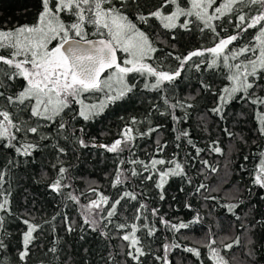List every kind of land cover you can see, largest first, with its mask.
Returning a JSON list of instances; mask_svg holds the SVG:
<instances>
[{"label": "snow or ice", "instance_id": "obj_1", "mask_svg": "<svg viewBox=\"0 0 264 264\" xmlns=\"http://www.w3.org/2000/svg\"><path fill=\"white\" fill-rule=\"evenodd\" d=\"M190 8L181 6L180 0H160L159 4L153 5L148 11V5L144 0H37V11L35 21L32 24H17L15 27L0 25V146L4 149H11L16 156L29 157L33 152L41 147H47L43 141L56 140L52 148L57 152V160L61 155L66 154V147L58 142L61 137L66 141H71L73 145L78 144L81 148H103L108 153H114L117 157L128 151L133 158L120 160L115 177L112 180V187L117 188L125 182H130L133 178L140 177L151 181L155 175H159V180L155 183V188L159 190L158 195L161 201L166 199L165 184L170 177H180L192 188L194 194L203 195L204 191H211L208 186L201 182L198 185L188 175L187 165L180 162L175 154L171 159H157L153 156L149 161L135 158L132 141L136 139L132 135L133 129L125 125L119 134L120 138L115 139L110 145L96 143L95 137L91 140L85 138V129H76L73 121L83 119L91 121L98 117L109 103L131 99L132 94L139 88V84L131 83L135 76L144 79V89L156 92H167L169 88H175L179 78L186 70H195L203 73L206 70L222 67L226 70V79L229 84L219 90H214L211 83L200 79V86L197 95L201 92L211 93L216 100L214 106L208 109L213 116L220 120L226 118V107L233 100H240L254 106L258 126L256 132L264 137V0H188ZM218 4V6H216ZM170 5H175V10L165 15V10ZM215 6V7H214ZM212 9V11H208ZM134 16V19H133ZM195 16L196 21L202 25L200 31L203 33L209 30L213 33L214 46L190 51L187 55H174L173 52L165 53L166 58L178 61V66L172 71H164L156 61V54L164 52L163 48L157 47V43L165 44L176 49L174 41L178 39L175 34L176 29L190 31L193 20L185 19L178 23L180 17ZM158 20L161 26L172 33L171 41L160 40L159 35H153L154 25L151 21ZM225 19L227 27H225ZM213 21H220L219 24ZM144 25V28L140 26ZM234 27V34L228 33L229 28ZM249 29H256L257 33L253 39L259 44H245L236 47L234 42L242 39L244 33ZM92 37H97L93 39ZM232 45L233 47H229ZM123 53V57L118 55ZM205 53L210 54V59H203ZM252 55L249 56L248 54ZM243 56L244 60L239 58ZM195 57H201L199 61ZM235 61V63H233ZM108 75H105V74ZM113 77L121 85L118 90H114L112 84ZM259 90V91H258ZM101 92L104 93L107 102L99 105L85 104L83 97L85 94ZM163 104L167 109L160 112V115H169L173 121V131L177 133L176 140L187 139V144L195 149V156L191 157L189 163L197 161L204 149L196 146L187 130L176 127L180 123H186L191 118V110L196 107L194 103L196 96L189 95L183 100L176 99L170 103L168 96H162ZM79 105V111L74 108ZM156 111L159 108L153 105ZM183 110V116H178L173 110ZM30 112L27 119H21L16 114ZM68 116L65 120L63 117ZM59 117V120L57 118ZM34 119L36 126L28 121ZM203 119V118H201ZM132 124L137 123L135 117ZM206 123V122H205ZM55 127V136L51 132H43L42 129ZM160 125L149 127L147 132L139 135L150 136L158 132ZM69 129H72L69 132ZM205 130H207L205 128ZM223 131L229 137L233 133L224 128ZM39 136V140H29L27 135ZM80 133V135H77ZM167 142L157 140L156 153H163L167 148ZM180 147V144H177ZM210 150L222 154L219 141H211ZM264 157V152L261 153ZM248 159L247 156L244 157ZM14 160H8L0 168V234L6 232L5 223L7 216L15 215L11 207L12 191L11 168ZM203 166L200 172L211 168L209 162L200 159ZM124 164L139 165L140 168H123ZM168 165L167 167H158ZM53 168L57 165L53 164ZM243 168V166H241ZM215 172L216 169L212 168ZM130 172V176L126 173ZM147 173V175H145ZM253 185L264 189V159H261L260 166L253 178ZM71 177L68 176V169L62 165L59 167L55 180L48 184L51 192L62 195L67 200L79 204V197L72 192L64 193V189L71 188ZM185 191L183 186L179 189ZM203 190V191H202ZM96 198L89 199L87 204L80 205L81 215L84 217V225L98 233L107 244H110L112 233L109 225H113L117 233L128 229L127 222L115 223L114 217L119 215V207L124 201H136L139 203L144 197V191L124 190L118 192L114 197H109L98 192L95 187L89 189ZM251 194L252 189H248ZM81 195H84L81 193ZM176 199L175 196L172 197ZM205 200L215 199V197L204 196ZM231 199L238 200L233 196ZM264 201V195L260 196ZM243 204L242 200L237 203L222 205L226 207L228 213L233 215L239 222V229L247 235L248 241L244 247L247 251L242 255L245 260H238L236 256L227 259L220 255L217 248L212 247L215 240L210 244L203 245L211 252L210 259L215 264H259L257 256L264 245H260L258 240L251 237L258 233H264V214L258 218L252 216V208L244 216L239 215L236 209ZM146 205L139 203L136 209V220H143L145 223L137 225L131 224L130 231H125L117 238L128 242L122 251H109L106 258L102 257L104 264H120L118 257L123 255L132 264H145V258L150 253L145 250L141 238L137 235L140 230L146 231L148 237L155 235L156 224L143 215ZM185 207L191 208L189 203ZM159 208H152L151 214L157 217L159 222L168 230L179 231L190 228L194 224L200 223V218H193L188 222L180 221L172 223L164 216L159 215ZM61 213H56L51 220L55 221ZM251 217V219L249 218ZM24 225L26 231L23 232L22 247L17 255L20 264H26L31 252L30 245L37 239L34 236L38 230H42L43 225L34 223L29 216L17 217ZM66 231L69 234L79 230V239H86V229L84 225H77L66 214L63 216ZM45 224L51 223L49 220ZM231 239V243L225 244L227 250L241 246L242 235L237 234ZM8 245L0 239V251L7 249ZM181 247L179 244H164V256L156 255L154 259L160 264H170L168 252L172 248ZM49 252L58 255V249L53 246ZM88 252V249H84ZM183 251L191 253L198 260L201 252L198 248L187 247Z\"/></svg>", "mask_w": 264, "mask_h": 264}, {"label": "trees", "instance_id": "obj_2", "mask_svg": "<svg viewBox=\"0 0 264 264\" xmlns=\"http://www.w3.org/2000/svg\"><path fill=\"white\" fill-rule=\"evenodd\" d=\"M144 2L148 5L145 11H148L153 5L159 4L160 0H144ZM180 3L185 8L191 7L188 0H180ZM174 10L175 5L168 6L165 15ZM36 11L37 0H0V25L15 27L17 24H32L35 21ZM208 11L211 12L212 9H208ZM185 19L193 20L194 23L189 26L190 31L175 30L178 37L174 41L175 50L165 44L157 43L156 45L164 49V52L156 54L158 57L156 63L159 64L161 70L172 71L178 66V61L166 58L165 53L167 52H173L174 55H187L190 51L214 46L213 33L209 30L202 33L200 31L202 25L196 21L195 16H182L178 23H182ZM151 23L154 25L153 35L158 34L160 40L172 42V33L164 29L158 20L153 19ZM213 23L219 24L220 21H213ZM224 23L227 27L226 19ZM140 27L144 28L145 26L141 25ZM230 33L234 34V27L229 28L228 33L221 34L226 36ZM256 33V29H249L243 34L242 39L234 42V45L238 48L249 43L255 44L258 55L259 44L253 39ZM229 47L233 46L230 45ZM248 55L251 56L252 54L249 53ZM210 58V54L205 53L203 59ZM194 59L199 61L201 57ZM239 59L244 60L245 57L241 56ZM182 76L183 78L178 79L175 88H169L167 92L159 93L145 90L144 79L135 76L131 83L139 84V88L132 94L131 99L109 103L94 120L86 122L83 119H78L72 123L76 129L84 127L86 139L91 140L92 137H95L96 143L109 145L115 139L120 138L119 134L127 125L133 129L132 135L136 137L131 142L135 158L146 162L153 156L157 159L168 160L175 154L180 162L187 165L188 175L192 180L197 185L201 182L205 183L211 191H204L203 195L194 194L186 181L180 177H170L165 184L166 199L161 201L158 195L159 190L155 188V183L159 180L158 174L151 181L144 180L142 182V178L137 177L113 188L112 180L120 160L126 161L132 159L133 156L128 151L117 157L116 154L108 153L103 148H81L78 144L73 145L71 141H66L63 137L58 142L65 146L67 151L66 154L60 156L59 160H57V152L52 148V144L56 143V140L43 141L42 143L48 146L34 151L33 155L29 157L16 156L13 150L4 149L0 146V168L10 159L15 161L11 168V183L5 185V187H10L12 191L10 199L15 215L7 216L4 226L6 232L0 234V239H3L8 245L7 249L0 251V264H20L17 252L22 247V237L23 232L26 231V225L17 219L19 216H23L25 219L30 216L34 223L43 225L42 230L34 233L37 239L30 245L31 252L26 264H104L102 257L106 258L109 251H122L124 245L128 243L117 237L122 236L125 231H130L131 224L135 223L139 226L145 223L143 220L135 219L139 203L147 206L143 215L153 221L158 229L152 237H148L144 230L137 232L145 250L150 253L145 258V264H160L154 257L165 255L163 245L166 243L181 246L172 248L168 252L170 264H215L214 260L210 259L211 252L203 246L212 243L213 240L215 243L212 244V247L217 248L221 256L227 259L236 256L238 260H245L242 254L247 251L244 245L247 244L249 237L242 233V230L239 229V222L222 205L237 203L242 200L243 204L236 209L239 215L244 216L245 213H248L252 205H256V208L252 209V216L258 218L264 214V201L260 200V196L264 195V189L253 185V178L260 166L261 159H264L261 156V153L264 152V137L259 136L256 132L258 122L255 108L243 101L233 100L226 107V118L220 120L208 112V109L214 106L216 97L207 92H201L197 95V90L201 78L205 82L211 83L214 90L227 86L229 81L226 79V70L219 67L199 73L193 69L186 70ZM261 82L264 83V81ZM165 95L168 96L170 103H174L177 98L183 100L189 95L196 96L195 101H189L196 105L191 110V118L186 123H180L176 127L189 131L196 146L204 149L197 161L189 163L191 157L195 156V149L187 144L186 138L182 141L176 140L177 133L173 131L171 116L160 115V112L167 110L161 99ZM153 105H156L159 111H156ZM79 107V105H74L77 111H79ZM13 111L21 119H27L30 116V112L21 114L16 109ZM173 111L178 116L184 114L183 110L179 108ZM133 117L137 121L135 124L131 123ZM63 118L67 120L68 116ZM28 122L36 126L34 119ZM156 125L161 126L158 132H154L150 136L141 137L139 135L141 132H147L150 126L155 127ZM55 127L56 125H52L42 129V131L51 132L55 136ZM224 128H228L233 136L229 137L223 131ZM71 131L72 129H69V132ZM27 139L39 140V136H33L29 133ZM158 139L166 141L168 145L163 153L159 154L156 153ZM214 140L219 141L222 154L210 150L211 141ZM178 143L180 147H177ZM245 156L248 157L247 160L244 159ZM200 159L207 160L211 165V168L205 169L203 173L200 172L203 167L199 163ZM53 164H56L57 167L53 168ZM61 165L68 169V176L71 177L72 184L71 188L63 191L65 194L69 191L72 192L73 195L79 197V201L86 202L96 198L89 191L91 187H95L98 192L109 197H114L118 192L124 190L134 189L136 192H140L143 189L145 195L139 203L124 201L119 207V215L114 217V222H127L129 228L117 233L113 225H109L113 237L110 244L106 245L98 233L92 232L87 225H84V217L81 215L79 204L51 192L48 188V184L56 179ZM121 167L140 168L139 165L129 164H124ZM212 168L216 171L213 172ZM126 175L130 176V172ZM181 186L185 188L184 192L179 190ZM249 188L252 189L251 194L248 192ZM173 196L176 197L175 200L172 199ZM204 196L215 197V199L205 200ZM233 196L237 197L238 200L231 199ZM186 203L191 205L190 209L185 207ZM152 208H159V215L164 216L172 223L188 222L197 216L200 218V223L179 231L168 230L159 222L157 217L152 216ZM58 212L61 215L52 221V216ZM65 214L77 225H84L87 232L84 241L79 239V230L72 234L66 231L63 220ZM249 218L251 219V217ZM45 220H49L51 223L45 224ZM237 234L242 235L241 246L234 247L230 251L227 250L225 244L231 243L232 240L225 239L222 243V238L231 237L234 239ZM251 238L258 240L260 245H264V233H258ZM53 246L58 249V255L48 251ZM185 246L198 248L201 252V258L198 260L191 253L183 251ZM85 248L88 249V252L84 251ZM118 259L120 264H132L123 255H120ZM257 259L259 264H264V248H261Z\"/></svg>", "mask_w": 264, "mask_h": 264}, {"label": "rangeland", "instance_id": "obj_3", "mask_svg": "<svg viewBox=\"0 0 264 264\" xmlns=\"http://www.w3.org/2000/svg\"><path fill=\"white\" fill-rule=\"evenodd\" d=\"M121 55L123 57L124 54L121 53ZM105 75H108V74H105ZM109 83L112 84L114 90H118L121 87V85L116 81L115 77H113L112 81H110ZM83 99H84L85 104L99 105L101 102H106L104 93H101V92L85 94ZM87 203L88 201L86 202L80 201L79 206L83 204H87ZM80 211H81V208H80Z\"/></svg>", "mask_w": 264, "mask_h": 264}, {"label": "water", "instance_id": "obj_4", "mask_svg": "<svg viewBox=\"0 0 264 264\" xmlns=\"http://www.w3.org/2000/svg\"><path fill=\"white\" fill-rule=\"evenodd\" d=\"M93 39H96L97 37H92Z\"/></svg>", "mask_w": 264, "mask_h": 264}, {"label": "flooded vegetation", "instance_id": "obj_5", "mask_svg": "<svg viewBox=\"0 0 264 264\" xmlns=\"http://www.w3.org/2000/svg\"><path fill=\"white\" fill-rule=\"evenodd\" d=\"M118 55H121V53H118Z\"/></svg>", "mask_w": 264, "mask_h": 264}, {"label": "bare ground", "instance_id": "obj_6", "mask_svg": "<svg viewBox=\"0 0 264 264\" xmlns=\"http://www.w3.org/2000/svg\"><path fill=\"white\" fill-rule=\"evenodd\" d=\"M122 56V55H121Z\"/></svg>", "mask_w": 264, "mask_h": 264}]
</instances>
